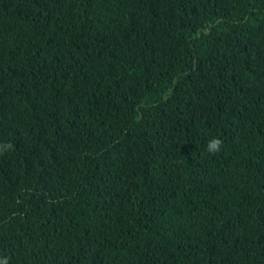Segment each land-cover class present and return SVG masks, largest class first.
<instances>
[{"label": "trees", "instance_id": "1", "mask_svg": "<svg viewBox=\"0 0 264 264\" xmlns=\"http://www.w3.org/2000/svg\"><path fill=\"white\" fill-rule=\"evenodd\" d=\"M0 141L8 264H264V0H0Z\"/></svg>", "mask_w": 264, "mask_h": 264}, {"label": "clouds", "instance_id": "2", "mask_svg": "<svg viewBox=\"0 0 264 264\" xmlns=\"http://www.w3.org/2000/svg\"><path fill=\"white\" fill-rule=\"evenodd\" d=\"M222 141L217 137H212L207 141L206 149L210 153H216L221 150ZM12 145L10 143L0 141V152L10 150ZM0 264H8L6 258H0Z\"/></svg>", "mask_w": 264, "mask_h": 264}]
</instances>
